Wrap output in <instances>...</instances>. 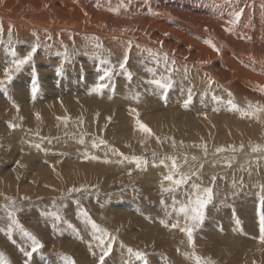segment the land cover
Listing matches in <instances>:
<instances>
[{"label":"rangeland","instance_id":"rangeland-1","mask_svg":"<svg viewBox=\"0 0 264 264\" xmlns=\"http://www.w3.org/2000/svg\"><path fill=\"white\" fill-rule=\"evenodd\" d=\"M52 37L53 35L51 34H47V35L34 34L33 36H29L30 39L26 37L27 40H25L20 35L13 34V33H9L7 38H5L4 36L0 34V54H2L0 55V70H1L0 79H3L4 77L3 69L6 66L10 65L14 58L26 55L27 54L26 51H30L32 46H34L37 43V38H38V41H40V45L42 46L41 48L37 49V53L34 57V63L32 65H25L24 68L21 70V72L14 74L13 81L10 84H6L7 92L5 93V91L2 88H0V97H1L0 98V181H1V178L5 175L3 173L10 170V167L12 168L15 165H20L19 158H20V155L24 152L26 153V155L21 160L26 159L28 163V164L26 163L25 165L24 172L22 173V177L20 176L17 180L13 179L14 182L11 185H7V183H5L7 185L5 186L4 185L5 179L1 181L2 183L0 182L1 184L0 186V254H2L0 255V264H3V261L5 260L9 261L10 264H24V261L28 258L24 255L23 252L20 251V248L24 247L29 251L31 250V243H30L31 241L25 238L18 229L14 228L12 231L8 230V225L11 223V221L7 216V211H13V210L16 211V216L19 219L20 223L24 226V228L30 231L33 235H35L44 245V247L40 249L38 252L33 253L30 264H67L66 260L64 259L65 256L71 257L72 259H74L76 264H98V257L100 255V249L96 247L97 242L95 241V238L93 236V229L91 228V225L85 224L84 219L80 215L81 208L87 210L91 219L94 220L98 225H100V227L106 229L108 233L116 237V240L113 244V251L110 254V256L105 258V264H127V261L129 260V254H127L128 248H132L134 251H141V252L146 253L149 264H185V263L186 264H191V263L197 264V261L195 259L196 256L201 257L202 261L205 262V264L209 260L214 262V264H221V263H225V264H264V245H263L264 241L260 239L258 232H257V237L252 236V238L250 239L257 241V243L261 242L260 245H255L251 240H249V242L253 244L254 247L252 248L246 247L243 249L242 248L239 249L237 256H235L236 252L229 253V249L232 247H235L234 248L235 251L236 250L238 251L236 247L239 246V243L241 246L244 245V242L242 241L243 239L241 237H245L244 236L246 234L245 232L250 233L251 230H253L252 229L253 227L255 231H257L256 230L257 227L258 229H260V224H259L260 212L264 211V208H262L260 204V197H261L260 186L264 185V154H262L263 156L260 155L262 151L264 152L263 150L264 143H261V142H264V133L262 134V136H259L257 134L249 135L253 140L252 139L248 140V138H246L244 139L245 141L244 140L241 141V142L244 141V143H246L245 146L247 145L249 149L251 148V150L253 149V146L255 147L256 145L263 144V145H260L262 150L258 151L259 154L257 155V158H253V157L251 158L247 154L244 156L245 158L244 157L237 158L238 155L235 156V153H232V152L223 153L222 151V153L221 152L219 153L218 151H214L213 152L214 155L208 158L209 161L207 160L203 161L200 158V160L198 159L199 161L196 159L195 161H198V162L195 163V161L194 162L190 161L189 160L190 158H189V159H186L188 163L184 162L186 163L184 164L183 160H180L182 159V157H179L181 152L180 153L178 152L180 149L184 151V149L186 148L185 145L187 146L188 142L185 139L177 136L176 133L179 134V132L176 131L177 129H172L173 131L171 132L170 130L165 129L164 127L166 123L164 121H162L160 124L161 125L160 129L162 131L154 128L153 122L156 118H154L153 116L146 117V115L148 114V112L149 113L151 112L152 106L158 107V103H159L160 105H162V109L160 108L161 110H164V108L166 110L167 108V111H171L172 113L173 110L178 111L180 109L181 111L185 113L188 112V114L192 115L191 118L193 116H196V114L199 115V113H202V114H204L205 112L206 113H216L217 111L222 112V113L223 112L225 113L227 111L228 113H230L229 116L231 115L233 116V114H237L236 115L237 118L246 119L248 121L256 119V117L254 118L252 116H242L240 114V111L238 110L233 111V109L231 108V105L228 104V101L231 99H229V97L228 98L225 97V95L223 94L224 92L223 93L218 92L220 94L219 95L218 93H216L217 91L211 92L209 90L208 91L203 90L200 94L196 95L197 94L196 89H199V88L194 85L190 86L188 83L189 80L187 79V77L180 76V78H178L180 79V82L177 83L175 80H177L176 77H178V75H180L181 73L190 74V73H186L185 71H177V72L172 71L170 75L172 77V80L176 82L177 84L174 83V86L168 90H162L160 88L158 89V86L151 83V81L155 77H156L155 79H159L161 78V76L167 77L169 73L166 68L164 69L161 67L159 69L157 68V66H153L151 64L143 65L142 63H140V61L147 63L146 57H148L149 55H144L145 57L143 56L141 57V55H137V54L133 55V53H131L132 54L131 55L129 53L132 52V50H130L128 55L131 56L130 58H132V61L129 58L127 69L128 71L133 73V76L131 79H128L127 76L124 75L121 72V70L118 68V64L119 62L122 61L123 56L117 52H113L112 50H110L107 47V45L106 46L103 45L100 42L102 40L101 38L97 36H93V35H86V37L81 39L80 41L81 43H84V42L85 44L87 43L86 45L84 44L85 45L84 46L81 43L75 44V43L67 42L65 44L63 43L62 39L57 40V37L54 36L53 37L54 39ZM66 37L67 39L73 38V36L65 35V38ZM88 37H89V40L87 39ZM94 38H98V39H94ZM103 39L105 40L104 37ZM21 40L22 41L25 40V41L22 42ZM96 43L102 45V47L97 48ZM55 45L56 47L60 45L59 47H61V49L59 47L56 48ZM13 51L17 53L16 57L13 56ZM70 52L73 54H71ZM68 54L69 56H67ZM79 54L81 56H79ZM115 54L119 56L120 58L117 57ZM114 58L116 59L119 58V59L116 60ZM102 60L110 61L112 65L117 66L116 74L112 77L111 80H108V79L104 81L98 80L99 79L98 76L103 74L102 72L103 67L107 66L106 64L101 63ZM144 67H145V71L143 70ZM61 68L63 69V71H60ZM33 69L35 70V75H34ZM147 69H155V72L148 71ZM169 69H172V68H169ZM25 72H28V73H25ZM31 72H33V74ZM84 73H87V74H84ZM88 73L91 74L92 76L89 75ZM73 74L74 75L76 74V75L73 76ZM20 76L23 78L21 79ZM41 76H43L44 78ZM76 76L79 77L80 80L78 81L79 82L81 81L83 85L81 84L82 91L74 93L73 90L69 88L65 89L66 88L65 82L66 81L71 82V83L75 82V80L74 81L67 80V78H72V77L75 78ZM96 78L97 80H95ZM30 79L31 81H29ZM34 79L37 80L39 84V91L37 92L38 94L37 93L35 94V96H33V93L31 92ZM60 79H62L63 81H61ZM213 81L214 83L218 84L216 80H213ZM97 82L104 83L107 85V87L103 88L100 92L92 91L94 86L98 84ZM132 83L134 85H138V87L134 86ZM214 83L212 84L214 85ZM212 84L211 85L208 84L209 86L208 85L207 86L212 87L213 86ZM28 86L29 88L30 87L31 88L29 89ZM52 86H54V88ZM139 86L141 87L144 93H141L142 90L140 89ZM178 86L180 87L178 88ZM44 87L47 89H45ZM50 87H52V89L54 90V91L51 90V93L47 92V90ZM126 88L128 91L126 90ZM85 91L87 93L89 92L88 95H92V93L93 95L88 97L87 93L84 94ZM122 91L124 92L122 93ZM15 92L16 93L18 92L17 95H15L16 94ZM126 92H130L129 93L130 95L127 94ZM145 92L147 93L145 94ZM205 92H207L208 95H205L204 94ZM213 93L216 94L215 97H219L220 99H215L212 95ZM135 94L139 95V99H140L139 101L138 100L136 101V99L133 98ZM180 94H186L187 98H185V100L183 101L178 102L173 97H176L178 95L180 96ZM121 95L126 96V97H122ZM189 95L191 96V102L188 104L187 107H185V101L188 99ZM18 96H20V100H17ZM79 96L83 97L81 98L83 100L87 98L95 99L99 97L100 100L99 98L97 99L100 102H105V103L111 102L112 104L113 103L114 104L112 106L106 104L105 108H102V106L99 105L98 107L100 108L101 111H96L92 113L91 104L89 105V103H92L90 102V100L84 101L87 104H85L83 101L80 102L81 107H80V104L78 103L79 108L78 107L76 108L74 106L77 104V103H74V99H80ZM166 96L167 98L168 97L169 98L171 97V98L167 99ZM90 97H93V98H90ZM222 97H224L225 99L224 98L221 99ZM116 98L118 99L119 103L117 102ZM196 98H199V99H196ZM123 99L124 100L128 99V100L124 101ZM142 99L143 101H141ZM129 100L130 101L132 100L131 101L132 103ZM211 101L213 103H211ZM232 101L234 104L238 105L237 99L233 98ZM129 102L131 103L130 105L128 104ZM138 102L140 105L138 104ZM170 102L172 103L170 104ZM174 102L175 104H173ZM206 102H207V105H206ZM217 102H221V104ZM58 103H61V105L65 106L63 108L65 110V114H64L65 116L58 112V109H57L58 107L55 106ZM33 105H36L37 107L36 106L34 107ZM122 105L128 107L127 108L128 110ZM214 105H217V106H214ZM17 106H19L18 109H17ZM48 106H50L51 109ZM132 106H135V107H132ZM139 106L141 108H139ZM181 107L184 110H182ZM10 108L11 109L14 108L15 111L10 112ZM46 108L47 109L49 108L48 112L50 113L47 112ZM129 108L136 109L139 113V116L137 117V115L133 113ZM239 108L246 109L247 105H243V106L239 105ZM110 110H112V112ZM35 111H37V113ZM113 111L115 112L113 113ZM47 113L49 115H47ZM104 113L105 114L107 113V114L105 115ZM171 113L169 112L168 116ZM18 114L21 116H19ZM238 116H242V117H238ZM137 119H139L142 123L146 124L151 129V132H152L151 135L142 132V130L137 125ZM41 121L43 123H41ZM120 121L123 123L122 126H121ZM117 122L118 124H116ZM12 124L17 125L16 129L10 126ZM208 127L209 126H206V128ZM45 128L48 130L46 131ZM215 129L211 136L209 135L208 137L206 134L202 136L203 139H201L200 140L201 142H198L197 144V146H200V144H203L202 145L203 149L201 148V150H205L204 147L209 148L210 146L213 149H219L221 147L220 149L227 148V149L233 150L234 148H236L235 140H233V142L229 140V143L227 144L226 143L220 144V142H215L214 141L215 139H213L214 137L216 138L217 135H219L221 132H222L221 133L222 135L223 132L227 131V130L224 131L220 126H217ZM156 132H158L157 135H156ZM79 138H82L84 140V143H80L81 139L79 140ZM99 138L104 139L107 142V144L101 145L99 148H94L92 146V143L94 139L98 142ZM205 139L208 141L206 142ZM177 143H179L180 148L177 146ZM218 143L220 146H217ZM37 144L40 145V148L35 147V145ZM69 149H71V151L75 150L72 152H77V153L75 155H72L69 153L68 155V152H71ZM112 149H116L117 151L114 152ZM237 150H236L237 152H240L242 150V147H240ZM28 151H31L32 153L34 152L33 153L34 155ZM121 153L123 155H121ZM81 154L83 156H81ZM168 154L169 155L172 154V155L168 157ZM174 154L178 155L179 158L174 156ZM86 155H87L86 158H82ZM50 156H52V158ZM233 156H235L236 158L235 161L231 160L234 158ZM93 157H97V158L94 159ZM125 157H128L129 159H125ZM132 157H141L143 158V160L147 161V164H141L140 167H137L136 160L131 159ZM172 158H175L177 165L180 166L178 168L179 172L177 171L176 173V178H179L180 174H186V175L191 176V180L187 184L180 185L173 192H162L161 191L162 184L165 187H168L171 184V182L164 180V177L168 175L170 171ZM73 160L74 162L76 160V163H79L77 165H80L83 167L90 166L89 167L90 169L85 170L86 172H83V171L79 172L81 174L75 173L71 175V177H69L66 172L69 166L72 165L71 162ZM162 160L164 161L163 164L160 163V161ZM221 160H225V161H221ZM253 160H255L256 162L253 163ZM6 161H8L9 163ZM179 161H182V162H179ZM236 162L239 163L238 164L239 166L238 165L236 166L235 164ZM183 164H184L185 169L182 168ZM206 164H209V165L206 167ZM195 165H196V169H195ZM240 165H243L244 168L243 166L241 167ZM22 166L24 167V165ZM44 167H46V169H44ZM48 167H50V169L48 170H52L54 168V170L59 173V175H56V176H59V179H60L59 181L52 182V180L56 178V177H53L50 179L51 183L50 184L47 183V179L45 180V178H46V173L48 172L47 170ZM61 167L63 169H61ZM94 167H97V168H94ZM100 167L106 168V169H103L104 170L103 171L101 170L102 168ZM59 169H61V171ZM206 169L207 170L209 169V171H207ZM40 170H42L43 172H40ZM32 171L33 172L35 171L34 172L35 175H33ZM96 171L98 173H96ZM110 173L111 175H109ZM193 173H196V174L193 175ZM31 177H32V180H31ZM213 177H215L214 184L212 183ZM193 183L199 184L202 187H213V193H214V199H213L214 201L212 202V204L208 206L206 210V218L203 224L200 225L196 229L195 231L196 234L194 233L195 247H193L192 245H189L187 235H184L183 232L181 233L178 232L179 235H181L182 233L184 235L185 240H183L184 241L183 244L181 243L182 245L175 247L173 250L166 249V248H163L161 250H148L146 249V247L142 249L143 247H139V246H142L141 245L142 241L140 240H142V237H143V236L139 237L140 232L138 234H135L134 232H130L129 237L123 233L125 231L123 224L122 223L118 224L117 222L123 214H127V213H129L127 214V216L129 217L126 216L128 219L131 216L130 214L132 215L134 214L135 217L137 215L136 218L139 217L138 219L140 221L147 224L149 227H153L154 229L157 228L156 226H154L155 224H157L160 227V229L162 227V228H167L169 230L180 231L179 229L172 228L171 224L176 222L178 218L181 220V223H183L182 214L178 215L177 212H174L172 210L171 206L174 202V199L176 202H187L190 198H192L195 192V190L192 189L191 187ZM54 184H57V185H54ZM73 188L80 189V191L71 192V194H69V190ZM154 188L156 189L154 190ZM25 197H27V199H25ZM13 200L15 201L14 207H10L9 209L6 210L3 206L12 205ZM76 200L80 201L79 205L76 204ZM161 201H163V203H161ZM122 204H124L123 207L121 206ZM166 205H167V208L165 207ZM178 207H179V203H177V208ZM134 210L135 211L138 210V211L135 212ZM121 211H124V212L120 216L119 212ZM140 211H143L144 214L143 212H140ZM52 212H58L59 215L61 216V219L57 220L55 217L51 215H45V213H52ZM152 212H154L155 214L153 215ZM145 213L147 214V216ZM168 213H171V215H169ZM138 215H141L142 217ZM124 216L125 215H123L122 218H125ZM148 217H149V220L147 219ZM237 220L239 221V223H237ZM250 220H253L251 221L253 222L252 224L253 227L250 226L251 225ZM120 221L123 222L122 219ZM130 222L131 221L129 219L128 225L131 224ZM153 223L155 224L153 225ZM69 224H71L73 227L70 228ZM166 224L167 226H165ZM206 226H208V230L207 228H205ZM234 226L236 227V229L232 231V233L233 235L238 234L237 236L234 237L235 240L232 239L230 241V245H226V246L225 244L222 245V247L224 246L225 248L218 250V258H217L218 261L217 262L212 258L210 259L209 255L214 256L215 253L212 250H211V253H209L207 252L205 248L207 247L209 249H212L211 247H215L216 245H218L219 239L216 235H220V233H222L221 235H223L224 232L232 234L230 229H233ZM204 230L208 232H205ZM71 231H73L74 233L76 231L75 235ZM259 232L262 233L261 229L259 230ZM79 233L81 234V236ZM149 233L150 232H146V234H149ZM242 233H245V234L242 235ZM172 234L174 233H170L169 236L166 235L168 236L169 240L170 238L171 240L179 239V236L177 233H175V235H177V238L174 237ZM207 234L211 236L208 237ZM149 235L154 240L158 238V236L155 235L154 233H150ZM237 238H241V239H237ZM57 240L60 242H58ZM125 241H127L128 243H126ZM133 241L137 242L136 246L138 247L135 248L133 246L134 245ZM186 242L188 244H186ZM90 243L92 244L91 249L89 248ZM131 243L133 245H131ZM58 245H60L61 248ZM71 245L73 246L76 254H73L70 250L67 249ZM62 248H65V250ZM178 249L180 251H178ZM93 252L95 253V255H93ZM132 259H133V264H142V261L136 260L134 257Z\"/></svg>","mask_w":264,"mask_h":264},{"label":"bare ground","instance_id":"bare-ground-1","mask_svg":"<svg viewBox=\"0 0 264 264\" xmlns=\"http://www.w3.org/2000/svg\"><path fill=\"white\" fill-rule=\"evenodd\" d=\"M243 10V14L240 18L239 23L235 26L234 31L228 32L226 31V27L229 25L227 21L232 18V13L235 11ZM0 27H2L3 31L0 32L2 36L5 38L8 37L9 33L20 35L25 40L26 37L33 36L34 34L38 35H47L51 34L53 37H57V40L62 39L63 43H81V39L85 38L86 35H93L101 38L100 41L103 45H107V47L112 50L113 52H117L124 55L125 49L127 48L128 41L132 42V47L129 54L133 53V55H141V57H145L144 55H149L146 57L147 63L140 61V63L144 64H151L153 66H157V68H169L176 69L173 72L177 71H185L186 73L190 74H183L181 73L176 77L175 80L177 83L180 82V76L187 77L189 80V85H194L198 87L197 94H200L203 90H209L211 92L217 91L216 93H223L225 97H229V99L233 100V98L237 99L238 106L247 105L249 102L253 104L259 102L260 104H264V92L260 91V86H264V0H0ZM167 33V35H165ZM66 36H73L71 39H67ZM25 36V37H23ZM49 36V35H48ZM52 37V38H53ZM60 37V38H59ZM105 38V40L103 39ZM34 38V37H33ZM32 38V39H33ZM70 38V37H69ZM30 39V38H29ZM41 39V38H40ZM54 39V38H53ZM89 40V37L87 38ZM211 39L213 43H215L221 51L217 53L209 44L205 43L206 40ZM24 40V41H25ZM34 40V39H33ZM51 40V39H50ZM56 40V41H57ZM91 40V39H90ZM22 41V40H21ZM22 41V42H24ZM32 41V40H31ZM35 41V40H34ZM47 41V40H46ZM87 41V40H86ZM93 41V40H92ZM96 41V40H95ZM27 42V41H26ZM29 42V41H28ZM33 42V41H32ZM48 42V41H47ZM84 42V41H82ZM88 42V41H87ZM40 43V41H39ZM49 43V42H48ZM54 43V42H53ZM89 43V42H88ZM95 43V42H94ZM93 43V44H94ZM30 44V43H29ZM34 44V43H33ZM60 44V43H59ZM81 44H85L81 43ZM80 44V45H81ZM87 44V43H86ZM85 44V45H86ZM13 45V44H12ZM48 45V44H47ZM57 45V44H56ZM55 45V47H56ZM84 45V46H85ZM92 45V44H91ZM97 45V43H96ZM60 46V45H59ZM58 46V47H59ZM72 46V45H70ZM76 46V45H75ZM74 46V47H75ZM78 46V45H77ZM82 46V45H81ZM104 46V47H105ZM33 47V46H32ZM42 47V46H41ZM40 47V48H41ZM50 47V46H49ZM56 47V48H58ZM64 47V46H63ZM68 47V46H67ZM80 47V46H79ZM88 47V46H87ZM91 47V46H90ZM20 48V47H19ZM61 49V47H59ZM69 48V47H68ZM76 48V47H75ZM86 48V47H85ZM92 48V47H91ZM4 49V48H3ZM51 49V48H50ZM65 49V48H64ZM71 49V48H70ZM79 49V48H78ZM87 49V48H86ZM85 49V50H86ZM89 49V48H88ZM106 49V48H105ZM108 49V50H109ZM148 49L154 50L155 52L160 53V63L157 64L156 61L152 58L151 54ZM66 50V49H65ZM64 50V52H65ZM107 50V49H106ZM76 51V50H74ZM83 51V49H82ZM28 52V51H26ZM25 52V53H26ZM59 52V51H58ZM69 52V51H68ZM67 52V53H68ZM79 52V51H78ZM71 53V52H70ZM98 53V52H97ZM167 53L169 60L167 65L163 60V54ZM17 54V53H16ZM62 54V53H61ZM73 54V53H71ZM2 55V54H0ZM38 55V54H37ZM55 55V54H54ZM116 55V54H115ZM132 55V54H131ZM41 56V55H40ZM52 56V55H51ZM69 56V54L67 55ZM72 56V55H70ZM76 56V55H75ZM79 56H81L79 54ZM78 56V57H79ZM117 56V55H116ZM77 57V56H76ZM119 57V56H117ZM131 56L129 55V58ZM42 58V57H41ZM56 58V57H55ZM120 58V57H119ZM117 58V59H119ZM4 59V58H3ZM80 59V58H79ZM116 59V58H114ZM116 59V60H117ZM122 59V58H121ZM132 61V58H130ZM141 59V58H140ZM144 59V58H143ZM45 60V59H44ZM43 60V61H44ZM63 60V59H62ZM85 60V59H84ZM115 60V61H116ZM175 61V64L172 61ZM76 61V60H75ZM79 61V60H78ZM119 61V60H118ZM45 62V61H44ZM146 62V61H145ZM42 63V62H41ZM77 63V62H76ZM139 63V62H137ZM164 63V64H163ZM91 65V64H89ZM136 65V64H135ZM142 65V66H143ZM150 65V66H151ZM72 66V65H71ZM99 66V65H98ZM7 67V66H6ZM140 67V66H138ZM152 67V66H151ZM35 68V67H33ZM147 68V67H146ZM143 69V68H142ZM80 70V69H79ZM145 71V67L143 69ZM148 70V69H147ZM1 71V70H0ZM43 71V70H42ZM142 71V72H144ZM159 71V70H158ZM139 72V71H138ZM28 73V72H25ZM33 74V72H31ZM81 73V72H80ZM93 73V72H92ZM169 73V72H168ZM24 74V73H23ZM87 74V73H84ZM89 74V73H88ZM96 74V72H95ZM37 75V74H36ZM76 75V74H75ZM73 74V76H75ZM81 75V74H80ZM91 75V74H89ZM94 75V74H93ZM100 75V74H99ZM142 75V73H141ZM144 75V74H143ZM150 75V74H149ZM148 75V76H149ZM58 76V75H57ZM65 76V75H64ZM69 76V75H68ZM86 76V75H85ZM83 76V77H85ZM92 76V75H91ZM152 76V75H151ZM159 76V75H158ZM18 77V76H17ZM29 77V76H28ZM31 77V76H30ZM33 77V76H32ZM43 77V76H41ZM56 77V76H55ZM70 77V76H69ZM99 77V76H98ZM142 77V76H141ZM146 77V75H145ZM162 77V76H161ZM22 79L23 77L20 76ZM35 78V77H34ZM37 78V77H36ZM44 78V77H43ZM66 78V77H65ZM156 78V77H155ZM154 78V79H155ZM58 79V78H57ZM87 79V78H86ZM119 79V78H118ZM148 79V78H147ZM18 80V79H17ZM16 80V81H17ZM35 80V79H34ZM63 81L62 79H60ZM67 80H75V82L71 83L66 81L65 82V89L69 88L73 90L74 93L82 91V82L78 76L75 78H67ZM77 80V81H76ZM94 80V79H93ZM97 80V78L95 79ZM99 80V79H98ZM185 80V79H184ZM209 80H216L218 84L214 83L212 87H208L210 84L208 83ZM22 81V80H20ZM31 81V79L29 80ZM187 81V80H186ZM215 81V82H216ZM100 82V81H99ZM135 82V81H134ZM174 82V83H176ZM16 83V82H15ZM18 83V82H17ZM29 83V82H28ZM98 83V82H97ZM176 83V84H177ZM32 84V83H31ZM30 84V86H31ZM51 84V83H50ZM49 84V85H50ZM82 84V85H81ZM96 84V83H94ZM133 84V83H132ZM209 84V85H208ZM23 85V84H22ZM27 85V84H26ZM24 85V86H26ZM122 85V84H120ZM134 85V84H133ZM179 85V84H178ZM181 85V84H180ZM183 85V84H182ZM208 85V86H207ZM137 86L138 85H134ZM22 87V86H21ZM54 88V86H52ZM52 87H50L47 92L51 93ZM71 87V88H70ZM140 87V86H139ZM180 86H178L179 88ZM27 88V87H26ZM29 88V86H28ZM27 88V89H28ZM31 88V87H30ZM29 88V89H30ZM45 88V87H44ZM122 88V87H121ZM147 88V87H146ZM177 88V89H178ZM28 89V90H29ZM47 89V88H45ZM124 89V88H123ZM122 89V90H123ZM141 89V87H140ZM159 89V87H158ZM23 90V89H22ZM21 90V91H22ZM127 90V88H126ZM142 90V89H141ZM174 90V89H173ZM195 90V91H196ZM54 91V90H53ZM87 91V90H86ZM84 92L87 93V92ZM121 91V90H120ZM125 91V90H124ZM122 91V93L124 92ZM128 91V90H127ZM158 91V90H157ZM161 91V90H159ZM179 91V90H178ZM181 91V90H180ZM222 91V92H221ZM24 92V91H23ZM32 92V91H31ZM44 92V91H43ZM16 93V92H15ZM18 93V92H17ZM17 93L15 95H17ZM21 93V92H20ZM129 94L130 92H126ZM134 93V92H133ZM137 93V92H136ZM141 93H144L143 90ZM147 92H145L146 94ZM159 93V92H158ZM186 93V92H185ZM195 93V92H194ZM218 93V94H219ZM231 93V95H229ZM24 94V93H23ZM38 94V93H37ZM79 94V93H78ZM87 96H92L88 95ZM132 94V93H131ZM174 94V93H173ZM187 94V93H186ZM186 94H180V96L173 97L175 100L183 101L187 98ZM25 95V94H24ZM47 95V94H46ZM45 95V96H46ZM52 95V94H51ZM112 95V94H111ZM130 95V94H129ZM136 95V94H135ZM134 95V96H135ZM172 95V94H171ZM216 95V94H215ZM220 95V94H219ZM14 96V95H13ZM21 96V95H20ZM20 96H18L17 100H20ZM23 96V95H22ZM28 96V95H27ZM34 96V95H33ZM50 96V95H48ZM84 96V95H83ZM86 96V95H85ZM110 96V95H109ZM122 97H126L121 95ZM147 96V95H146ZM169 96V94H168ZM26 97V96H25ZM76 97V96H75ZM80 97V96H79ZM117 97V96H116ZM221 97V96H220ZM1 98V97H0ZM38 98V97H37ZM78 98V96H77ZM74 99V105L76 108L78 107V103L90 100L89 105L91 104V111H101L98 107L99 105L102 108H105V105H113L111 102L105 103L98 101L97 98L95 99ZM93 98V97H90ZM115 98V97H114ZM131 98V97H130ZM129 98V99H130ZM161 98V97H160ZM165 98V96H164ZM167 98V96H166ZM171 98V97H170ZM169 97L167 99H170ZM177 98V99H176ZM202 98V97H201ZM222 97L221 99H223ZM16 99V98H15ZM27 99V98H25ZM33 99V97H32ZM40 99V98H39ZM117 99V98H116ZM121 99V98H120ZM199 99V98H196ZM214 99V98H213ZM225 99V98H224ZM67 100V99H66ZM69 100V99H68ZM79 100V101H78ZM100 100V98H99ZM115 100V99H114ZM124 100V99H123ZM122 100V101H123ZM128 100V99H125ZM124 100V101H125ZM134 100V99H133ZM140 100V99H139ZM138 100V101H139ZM147 100V99H146ZM211 100V98H210ZM53 101V100H52ZM64 101V100H62ZM61 101V103H62ZM130 101V100H129ZM132 101V100H131ZM130 101V102H131ZM137 101V100H136ZM143 101V99L141 100ZM145 101V100H144ZM176 101V102H177ZM115 102V101H114ZM117 102L119 103L118 99ZM128 103L129 105L132 103ZM166 102V101H165ZM177 102V103H178ZM216 102V101H215ZM226 102V100H225ZM224 102V104H225ZM31 103V102H30ZM34 103V102H33ZM61 103L56 104L58 108V112L61 114H65V110L63 109L65 106L61 105ZM87 104L86 102H84ZM83 103V104H84ZM125 103V102H124ZM136 103V102H135ZM142 103V102H141ZM147 103V102H146ZM155 103V102H154ZM169 103V102H168ZM172 102H170L171 104ZM211 103H213L211 101ZM220 103L221 102H217ZM70 104V103H69ZM116 104V103H115ZM123 104V103H121ZM139 104V102H138ZM175 104V102L173 103ZM31 105V104H30ZM125 105V104H123ZM122 105V106H123ZM134 105V104H133ZM140 105V104H139ZM151 105V104H150ZM166 105V104H165ZM169 105V104H168ZM207 105V102H206ZM211 105V104H210ZM218 105V104H217ZM214 105V106H217ZM227 105V104H226ZM34 107L36 105H33ZM54 106V107H55ZM70 106V105H69ZM119 106V105H118ZM117 106V107H118ZM143 106V105H142ZM164 106V105H163ZM170 106V105H169ZM182 106V105H180ZM179 106V107H180ZM195 106V105H194ZM5 107V106H4ZM37 107V106H36ZM50 108V106H48ZM109 107V106H108ZM116 107V108H117ZM121 107V106H120ZM126 109L128 107L123 106ZM135 107V106H132ZM159 107V108H158ZM158 107L151 108V112L146 115V117L153 116L156 118L153 122L154 128L161 130V122L164 121L166 123L165 129L173 131L172 129H177L176 133L178 137L185 139L187 142V146L185 145L184 151L182 149L179 150L180 153L179 157H182L183 163L186 162V159L190 161H195L196 159L200 160V158L204 160H208V158L213 154L214 151H218V149H213L210 145L209 148L204 147L203 144L197 146L198 142L203 139L202 136L205 134L209 137L214 132V129L217 126H220L225 132L221 135H217L215 142L222 143H229V140L233 142L235 140L236 148L232 149H223V153L225 152H232L235 153L237 158L244 157L246 154L249 157L257 158L258 152H253L251 148L249 149L248 146L244 143V139L248 138V140L252 139L249 135L257 134L262 136L264 133V113H259L258 118L248 121L246 119L237 118V114H233V116H229L230 113L225 112H216V113H199L196 116L185 113L180 109L178 111H167L162 109V105L158 103ZM168 107V106H167ZM173 107V105H172ZM177 107V106H176ZM229 107V106H228ZM3 108V107H2ZM16 108V107H15ZM49 108L47 112L49 111ZM68 108V107H67ZM70 108V107H69ZM79 108V107H78ZM119 108V107H118ZM124 108V109H125ZM138 108V107H137ZM139 108H141L139 106ZM161 108V109H160ZM178 108V107H177ZM197 108V107H196ZM207 108V106H206ZM218 108V107H217ZM225 108V107H224ZM7 109V108H6ZM43 109V108H42ZM51 109V108H50ZM54 109V108H53ZM130 109V108H129ZM132 109V108H131ZM130 109V110H131ZM145 109V108H143ZM173 109V108H172ZM170 109V110H172ZM175 109V108H174ZM182 109V107H181ZM187 109V108H186ZM215 109V108H214ZM213 109V110H214ZM229 109V108H228ZM226 109V110H228ZM128 110V109H127ZM169 110V108H168ZM184 110V109H182ZM212 110V109H211ZM219 110V109H218ZM9 111V109H8ZM7 111V112H8ZM14 108H10V112H14ZM52 111V110H50ZM54 111V110H53ZM56 111V110H55ZM112 112V110H110ZM109 111V112H110ZM141 111V110H140ZM146 111V110H145ZM180 111V112H179ZM210 111V110H209ZM223 111V110H222ZM233 111H235L233 109ZM4 112V111H3ZM6 112V111H5ZM37 113V111H35ZM72 112V111H71ZM70 112V113H71ZM115 111H113L114 113ZM169 112L171 113L169 116ZM21 113V112H20ZM32 113V112H31ZM50 113V112H48ZM47 113V115H49ZM55 113V112H53ZM67 113V112H66ZM79 113V112H78ZM112 113V115H113ZM235 113V112H234ZM7 114V113H6ZM28 114V113H27ZM52 114V113H51ZM105 114V113H104ZM107 114V113H106ZM105 114V115H106ZM19 115V114H18ZM29 115V114H28ZM33 115V114H32ZM71 115V114H70ZM80 115V114H79ZM195 115V114H194ZM21 116V115H19ZM35 116V114H34ZM54 116V115H53ZM56 116V115H55ZM65 116V115H64ZM63 116V117H64ZM67 116V115H66ZM199 116V117H198ZM242 117V116H238ZM12 118V117H11ZM29 118V117H28ZM84 118V117H83ZM82 118V119H83ZM105 118V117H104ZM158 118V119H157ZM249 118V117H248ZM255 118V117H254ZM30 119V118H29ZM38 119V118H37ZM41 119V118H40ZM51 119V118H50ZM49 119V120H50ZM126 119V118H125ZM150 119V118H149ZM52 120V119H51ZM54 120V118H53ZM80 120V119H79ZM100 120V119H99ZM199 120V121H198ZM7 121V120H6ZM40 121V120H39ZM32 122V120H31ZM53 122V121H52ZM61 122V121H60ZM90 122V121H89ZM94 122V121H93ZM101 122V121H100ZM41 123H43L41 121ZM45 123V122H44ZM48 123V122H47ZM121 126L123 123L120 121ZM33 124V123H32ZM51 124V123H50ZM84 124V123H83ZM93 124V123H92ZM118 124V122L116 123ZM8 125V124H7ZM49 125V124H48ZM47 125V126H48ZM58 125V124H57ZM51 126V125H50ZM70 126V125H69ZM118 126V125H117ZM206 126H209L206 128ZM68 127V126H67ZM71 127V126H70ZM74 127V126H73ZM100 127V126H99ZM131 127V126H130ZM49 128V127H48ZM72 128V127H71ZM70 128V129H71ZM81 128V127H80ZM125 128V127H124ZM16 129V128H15ZM46 129V128H45ZM75 129V128H74ZM117 129V128H116ZM48 129H46L47 131ZM84 130V129H82ZM86 130V129H85ZM130 130V128H129ZM153 130V129H152ZM218 130V128H217ZM10 131V130H9ZM14 131V130H13ZM101 131V130H100ZM111 131V130H109ZM119 131V130H118ZM126 131V129H125ZM128 131V130H127ZM162 131V130H161ZM216 131V129H215ZM32 132V131H31ZM95 132V131H94ZM143 132V131H142ZM159 132V131H158ZM156 132V135L157 133ZM164 132V131H163ZM20 133V132H19ZM128 133V132H127ZM145 133V132H144ZM162 133V132H161ZM13 134V133H12ZM15 134V133H14ZM37 134V133H36ZM100 134V133H99ZM123 134V133H122ZM163 134V133H162ZM16 135V134H15ZM50 135V134H48ZM53 135V133H52ZM61 135V134H60ZM68 135V134H67ZM136 135V134H135ZM172 135V134H171ZM22 136V135H21ZM258 136V137H259ZM230 137V138H229ZM20 138V137H19ZM262 138V137H261ZM41 139V138H40ZM49 139V138H48ZM61 139V138H60ZM81 138H79L80 140ZM212 139V137H211ZM210 139V140H211ZM18 140V139H17ZM95 140V139H94ZM206 140V139H205ZM244 140L243 142H241ZM253 140V139H252ZM259 140V139H258ZM262 140V139H261ZM260 140V141H261ZM52 141V140H51ZM178 141V140H177ZM208 140H206L207 142ZM213 141V142H214ZM247 141V140H246ZM92 142V141H91ZM185 142V141H184ZM211 142V141H210ZM241 142V143H240ZM10 143V142H9ZM60 143V142H59ZM64 143V142H63ZM88 143V142H87ZM119 143V142H118ZM212 143V142H211ZM264 143V142H261ZM47 144V143H46ZM182 144V143H181ZM185 144V143H184ZM215 144V143H213ZM84 145V144H83ZM225 145V144H224ZM223 145V146H224ZM229 145V144H228ZM251 145V144H250ZM263 145V144H260ZM2 146V144H1ZM16 146V145H15ZM73 146V145H72ZM176 146V145H175ZM177 146L180 148L179 143ZM182 146V145H181ZM217 146H220L219 143ZM241 146L242 150L237 152ZM21 147V146H20ZM25 147V146H24ZM79 147V146H78ZM177 147V149H178ZM252 147V146H251ZM254 147V146H253ZM50 148V147H49ZM107 148V147H106ZM171 148V147H170ZM176 148V147H175ZM184 148V147H183ZM219 148V147H217ZM221 148V147H220ZM219 148V149H220ZM2 149V148H1ZM52 149V148H51ZM81 149V148H80ZM88 149V148H87ZM105 149V148H104ZM34 150V149H33ZM71 151V149H69ZM90 150V149H89ZM237 150V151H236ZM264 150V149H263ZM5 151V150H4ZM20 151V150H19ZM22 151V150H21ZM41 151V150H40ZM47 151V150H46ZM61 151V150H60ZM75 151V150H72ZM68 152L75 155L77 152ZM31 152V151H28ZM39 152V151H38ZM79 152V151H78ZM219 153L222 151H218ZM248 152V153H247ZM14 153V151H13ZM34 153V152H33ZM31 152V154H33ZM83 153V152H82ZM104 153V152H103ZM185 153V154H184ZM21 154V153H20ZM67 154V153H66ZM111 154V153H110ZM264 152L260 153L263 156ZM19 155V154H18ZM26 153H22L19 158V164L15 165L14 167H10V170L6 171L1 181H4V185H11L14 180H17L20 176L22 177V173L24 172L25 165L27 163L26 159L21 160L25 157ZM34 155V154H33ZM41 155V154H40ZM65 155V154H64ZM79 155V154H78ZM77 155V156H78ZM172 155V154H171ZM168 154V157L171 156ZM206 155V156H205ZM218 155V154H217ZM71 156V155H70ZM81 156H83L81 154ZM101 156V155H100ZM112 156V155H111ZM177 158L178 155H175ZM173 156V157H174ZM208 156V157H207ZM231 159L235 161L236 158ZM17 157V156H16ZM42 157V156H41ZM44 157V156H43ZM52 158V156H50ZM75 157V156H74ZM80 157V156H79ZM86 156L82 158H86ZM90 157V156H89ZM110 157V156H109ZM185 157V158H184ZM29 158V157H28ZM71 158V157H70ZM69 158V159H70ZM81 158V157H80ZM92 158V156H91ZM171 158V157H170ZM176 158V159H177ZM232 158V157H231ZM245 158V157H244ZM259 158V157H258ZM262 158V157H261ZM32 159V157H31ZM216 159V158H215ZM229 159V157H228ZM14 160V159H13ZM16 160V159H15ZM36 160V159H35ZM57 160V159H56ZM72 160V159H71ZM89 160V158H88ZM94 160V159H93ZM179 160V159H178ZM198 160V161H199ZM18 161V160H17ZM37 161V160H36ZM50 161V160H49ZM53 161V160H52ZM67 161V160H66ZM82 161V160H80ZM78 161V162H80ZM95 161V160H94ZM198 161H195L198 162ZM201 161V162H203ZM217 161V160H216ZM225 161V160H221ZM249 161V160H248ZM258 161V160H257ZM260 161V160H259ZM8 162V161H6ZM47 162V161H46ZM91 162V160H90ZM116 162V161H115ZM182 162V161H179ZM212 162V161H210ZM214 162V161H213ZM230 162V161H229ZM243 162V161H242ZM256 162L253 160V163ZM9 163V162H8ZM14 163V162H13ZM69 163V162H68ZM72 165L69 166L67 170V175L71 177L73 174H77L79 172H86L85 170H89L90 166H80L77 165L76 160L71 162ZM76 163V164H75ZM85 163V162H84ZM94 163V162H92ZM184 163V164H186ZM215 163V162H214ZM246 163V162H245ZM262 163V162H261ZM28 164V163H27ZM58 164V163H57ZM82 164V163H81ZM97 164V163H96ZM95 164V165H96ZM132 164V163H131ZM184 164L182 165L184 168ZM198 164V163H197ZM236 166L239 164L238 162L235 163ZM242 164V163H240ZM252 164V163H251ZM3 165V164H2ZM24 165V167L22 166ZM46 165V164H45ZM50 165V164H48ZM70 165V164H69ZM83 165V164H82ZM85 165V164H84ZM90 165V164H89ZM193 165V164H192ZM191 165V166H192ZM199 165V164H198ZM209 164H206V167ZM212 165V164H211ZM234 165V164H233ZM259 165V164H258ZM10 166V164H9ZM29 166V165H28ZM33 166V165H32ZM31 166V167H32ZM36 166V164H35ZM44 166V165H43ZM42 166V168H43ZM187 166V165H186ZM239 166V165H238ZM241 167L243 165H240ZM249 166V165H248ZM260 166V165H259ZM263 166V165H262ZM63 167V166H62ZM61 167V169H63ZM88 167V168H86ZM103 167V166H102ZM100 167V168H102ZM180 167V166H179ZM53 168V167H52ZM97 168V167H94ZM122 168V167H121ZM181 168V169H182ZM212 168V166H211ZM244 168V166H243ZM250 168V167H249ZM255 168V167H254ZM7 169V168H6ZM34 169V168H33ZM39 169V168H38ZM37 169V170H38ZM46 169V167H44ZM50 167L47 168V170ZM61 169H59L61 171ZM84 169V170H83ZM106 169L102 168L101 170ZM185 169V168H184ZM196 169V165H195ZM241 169V168H240ZM36 170V172H37ZM183 170V169H182ZM207 170V169H206ZM211 170V169H210ZM244 170V169H243ZM250 170V169H248ZM104 171V170H103ZM209 171V169L207 170ZM33 172V171H32ZM35 172V171H34ZM33 172V175H35ZM40 172H43L40 170ZM101 172V171H100ZM107 172V171H106ZM179 172V171H178ZM205 172V171H204ZM229 172V171H228ZM96 173H98L96 171ZM102 173V172H101ZM100 173V174H101ZM105 173V172H104ZM206 173V172H205ZM204 173V174H205ZM227 173V172H226ZM242 173V172H241ZM28 174V173H27ZM26 174V175H27ZM62 174V173H61ZM81 174V173H79ZM169 174V173H168ZM196 174V173H195ZM59 173L54 170H48L46 173L47 183H51V178L56 177L52 182L59 181ZM111 175V173L109 174ZM124 175V174H123ZM201 175V174H199ZM235 175V174H234ZM39 176V175H37ZM41 176V175H40ZM254 176V175H253ZM34 177V176H32ZM31 177V180H32ZM64 177V176H63ZM95 177V176H94ZM141 177V176H140ZM263 177V176H262ZM42 178V177H41ZM113 178V177H112ZM260 178V177H259ZM153 179V178H152ZM197 179V178H195ZM261 179V178H260ZM29 180V179H28ZM34 180V179H33ZM36 180V179H35ZM108 180V179H107ZM117 180V179H116ZM121 180V179H120ZM223 180V179H222ZM246 180V179H245ZM256 180V179H255ZM0 181V182H1ZM19 181V180H18ZM257 181V180H256ZM83 182V181H82ZM116 182V181H115ZM217 182V181H216ZM230 182V181H229ZM237 182V181H236ZM240 182V181H239ZM2 183V182H1ZM7 183V185L5 184ZM17 183V182H16ZM78 183V182H77ZM88 183V182H87ZM99 183V182H98ZM122 183V181H121ZM124 183V182H123ZM157 183V182H156ZM257 183V182H256ZM15 184V183H14ZM227 184V183H226ZM225 184V185H226ZM258 184V183H257ZM262 184V183H261ZM17 185V184H16ZM46 185V184H45ZM48 185V184H47ZM57 185V184H54ZM110 185V184H109ZM112 185V184H111ZM1 186V184H0ZM18 186V185H17ZM99 186V185H98ZM168 186V185H167ZM20 187V186H19ZM40 187V186H39ZM43 187V186H42ZM106 187V186H105ZM186 187V185H185ZM228 187V186H226ZM14 188V187H13ZM112 188V187H110ZM121 188V187H120ZM147 188V187H146ZM190 188V187H189ZM218 188V187H217ZM18 189V187H17ZM20 189V188H19ZM22 189V188H21ZM150 189V188H149ZM156 188H154L155 190ZM188 189V188H187ZM186 189V190H187ZM226 189V188H225ZM238 190V189H237ZM18 191V190H17ZM236 191V190H235ZM187 194V193H186ZM102 196V195H101ZM218 197V196H217ZM96 200V199H95ZM89 201V200H88ZM101 201V200H100ZM103 201V200H102ZM214 201V200H213ZM259 202V201H258ZM136 203V202H135ZM134 203V204H135ZM247 203V202H246ZM256 203V202H255ZM110 204V203H109ZM136 205V204H135ZM238 205V204H237ZM113 206V205H112ZM111 206V207H112ZM122 207L124 204L121 205ZM107 207V206H106ZM66 208V207H65ZM133 208V207H132ZM139 209V208H138ZM144 210V209H143ZM153 210V209H151ZM229 210V209H228ZM135 211V210H134ZM138 211V210H136ZM135 211V212H136ZM221 211V210H220ZM103 212V211H102ZM109 212V211H108ZM124 211L119 212L120 216L123 214ZM143 212V211H140ZM158 212V211H157ZM229 212V211H228ZM126 213V212H125ZM150 213V212H149ZM153 215L155 214L152 212ZM232 213V212H231ZM129 214V213H127ZM125 215V218L120 217L118 220V224L122 223L124 226V234L129 237L130 232H134L138 234L140 232V236L142 237V249L146 247L148 250H161L163 248L173 250L175 247L182 245L184 239V233L179 235L181 231L176 230H169L167 228H162L153 223L159 229H154L153 227H149L147 224L140 221L136 215L130 214V225H128V218L129 216ZM136 214V213H135ZM144 214V212H143ZM146 214V213H145ZM116 216V215H115ZM127 216V217H126ZM142 217L141 215H138ZM147 216V214H146ZM231 216V214H230ZM119 217V216H118ZM156 218V217H155ZM214 218V217H213ZM231 218V217H230ZM122 219L123 222L120 220ZM145 219V218H144ZM149 220V217L147 218ZM156 220V219H155ZM164 220V219H163ZM224 220V219H222ZM82 221V220H81ZM253 220H250V222ZM224 222V221H223ZM152 223V222H150ZM66 224V223H65ZM76 224V223H75ZM110 224V223H109ZM149 224V223H148ZM221 224V223H220ZM229 224V223H228ZM253 222L251 225L253 227ZM62 225V224H61ZM219 225V224H218ZM223 225V224H222ZM248 225V224H247ZM255 225V224H254ZM164 226V225H163ZM169 226V225H168ZM232 226V225H231ZM118 227V225H117ZM224 227V226H223ZM256 227V226H255ZM90 228V227H89ZM208 230V226H206ZM245 228V227H244ZM236 227L234 226L233 229H230L231 233L234 231ZM250 233L245 232V237H241L244 242V245L236 247L238 251H235V247L229 249V253H235L238 255L239 249H243L246 247H254L253 244L249 242L252 236L257 237V232L261 239L262 233L259 232L260 229L256 228L257 231L252 228ZM65 230V229H64ZM211 230V229H209ZM250 230V229H249ZM248 230V231H249ZM41 231V230H40ZM172 231V232H171ZM205 232H208L204 230ZM237 231V230H236ZM73 232V231H71ZM78 232V231H77ZM142 232V233H141ZM146 232L154 233L158 236L157 239H153L150 237V233L146 234ZM179 232V233H178ZM67 233V232H66ZM70 233V232H69ZM74 233V232H73ZM76 233V231H75ZM74 233V235H75ZM170 233L174 237L177 238L178 234L179 239L177 240H169L168 236ZM237 233V232H236ZM80 234V233H79ZM123 234V236H124ZM196 234V233H195ZM219 234V233H217ZM216 235L219 239V244L215 247H211L212 249L205 248L207 252L211 253V250L214 251V256L209 255L210 259H214L216 262L218 261V250L225 248L222 245H230V241L234 239L236 235L230 233H223V235ZM241 234V233H240ZM2 235V233H1ZM44 235V234H43ZM168 235V236H166ZM171 235V236H172ZM264 235V233H263ZM81 236V234H80ZM210 237L211 235H208ZM85 237V236H84ZM90 237V236H89ZM122 237V236H121ZM150 237V238H149ZM45 238V237H44ZM237 238V239H241ZM80 239V238H79ZM210 239V238H209ZM213 239V238H212ZM229 239V240H227ZM257 239V238H256ZM258 239V240H260ZM20 240V239H19ZM47 240V239H46ZM49 240V239H48ZM62 240V238H61ZM64 240V239H63ZM72 240V239H71ZM130 240V239H129ZM235 240V239H234ZM262 240V239H261ZM27 241V240H26ZM58 241V240H57ZM56 241V242H57ZM93 241V240H92ZM128 241V240H127ZM125 241L126 243H128ZM131 241V240H130ZM202 241V240H201ZM207 241V240H206ZM255 245H260L257 241L251 240ZM264 241V240H263ZM60 242V241H58ZM76 242V241H75ZM134 242V241H133ZM153 242V243H152ZM204 242V241H203ZM216 242V241H215ZM31 243V242H30ZM50 243V242H48ZM53 243V242H52ZM93 243V242H92ZM137 242H134L133 245L135 248ZM182 243V244H181ZM201 243V242H200ZM26 244V243H25ZM68 244V243H67ZM151 244V245H149ZM186 244H188L186 242ZM202 244V243H201ZM83 245V244H82ZM190 245V244H189ZM211 245V244H210ZM209 245V247H210ZM264 245V243H263ZM60 248L61 246L58 245ZM72 246V245H71ZM67 248L73 254H76L74 251L73 246ZM79 246V245H78ZM201 246V245H200ZM205 246V245H204ZM214 246V244H213ZM192 247V246H191ZM262 247V246H261ZM59 248V249H60ZM65 250V248H62ZM254 249V248H253ZM205 250V251H206ZM77 251V250H76ZM80 251V250H79ZM168 251V250H167ZM180 251V250H179ZM204 251V252H205ZM78 252V251H77ZM92 252V251H91ZM169 252V251H168ZM177 252V251H176ZM203 252V253H204ZM122 253V252H121ZM167 253V252H166ZM227 253V254H229ZM120 254V253H119ZM128 254V252H127ZM171 254V253H170ZM176 254V253H175ZM122 255V254H121ZM158 255V254H157ZM169 255V254H168ZM159 257V256H158ZM239 257V256H238ZM237 257V258H238ZM77 258V257H76ZM79 258V257H78ZM170 259V258H169ZM78 260V259H77ZM80 260V259H79ZM213 260V261H214ZM196 262V261H195ZM215 262V263H216ZM80 263V262H79ZM190 263V262H189ZM186 264V263H185ZM192 264V263H191ZM225 264V263H221Z\"/></svg>","mask_w":264,"mask_h":264},{"label":"snow or ice","instance_id":"snow-or-ice-1","mask_svg":"<svg viewBox=\"0 0 264 264\" xmlns=\"http://www.w3.org/2000/svg\"><path fill=\"white\" fill-rule=\"evenodd\" d=\"M243 14V10L235 11L232 13V18L227 21V24L229 25L226 27V31L232 32L234 31L235 26L239 23L240 18ZM3 29L0 27V32H2ZM167 35V33H165ZM98 39V38H94ZM205 43L209 44L217 53L221 51V49L213 43L211 39L206 40ZM128 46L125 49L123 59L118 64V68L121 70V72L127 76L128 79H131L133 76V73L128 71L127 65L129 61V55L128 53L131 50L132 42H127ZM41 47L38 38L37 43L31 48L30 51L27 52L26 55L19 56L17 58H14L10 65L5 67L3 69L4 71V77L3 79H0V88H2L5 93L7 92L6 84H10L14 79V74L21 72V70L24 68L25 65H32L34 63V57L37 53V49ZM47 47V46H46ZM97 48L102 47V45L97 44ZM149 53L151 54L152 58L156 61L157 64L160 63V53L155 52L154 50L148 49ZM13 56L16 57L15 51H13ZM163 60L165 62V65H167L169 57L167 53L163 54ZM102 64H106V67H103L102 72L103 74L99 76L100 81H104L106 79L111 80L112 77L116 74V65H112L110 61H101ZM173 64H175V61H172ZM176 69H168L169 75L167 77H161L159 79H153L151 83L155 84L162 90H168L171 89L174 86V81L172 80V77L170 73L172 71H175ZM60 71H63L61 68ZM148 71L155 72V69H148ZM34 75L35 70L33 69ZM214 83V81H209V84L211 85ZM107 87L104 83H98L94 86L92 91L94 92H100L103 88ZM39 91V84L37 80L33 81L32 85V93L35 96V94ZM260 91L264 92V86H260ZM205 95H208L207 92L204 93ZM166 95V93H165ZM215 99H220L219 97H215V94H212ZM231 95V93H229ZM136 100H139V95H135L133 97ZM191 102V96L189 95L188 99L185 101V107L188 106V104ZM228 104L231 105V108L234 110L240 111V114L242 116H252L257 117L259 113H264V104H260L259 102L253 104L252 102L248 103V106L246 109H240L238 105L234 104L232 100L228 101ZM19 106H17L18 109ZM133 113L139 116V113L136 109H131ZM137 125L139 128L151 135V129L144 123H142L139 119H137ZM12 128H16L17 125L12 124L10 125ZM80 143H84V140L81 138ZM107 142L99 138L98 142L96 140L93 141L92 146L94 148H99L101 145H106ZM35 147L40 148V145L37 144ZM243 147V146H241ZM114 152L117 151L116 149H112ZM261 146L256 145L253 147V152L261 151ZM218 151H223V149H218ZM121 155H123L121 153ZM94 159L97 157H93ZM125 159H129L128 157H125ZM131 159L136 160L137 167H140L141 164H147L146 160H143L141 157H132ZM161 164L164 163V161H160ZM179 166L177 165V162L175 158H172L171 160V167L169 174L164 177V180L171 182L170 186L165 187L163 184L161 185V191L162 192H173L177 187L183 184H187L191 180V176L186 174H180L179 178H176V173L178 171ZM195 175V173H193ZM212 183H215V177L212 178ZM192 189L195 190L192 198H190L187 202H176L174 199V202L172 204V210L174 212H177L178 215L182 214L183 217V223H181V220L178 218L176 222L171 224V227L174 229H179L181 232L185 233L187 235L188 243L195 247V237L194 233L196 229L203 224L205 218H206V210L210 204H212L214 199V193H213V187H202L199 184L193 183L191 185ZM261 189V197H260V204L262 208H264V185L260 186ZM80 191V189L73 188L69 190V194L71 192H77ZM27 199V197H25ZM163 203V201H161ZM177 203H179V207L177 208ZM76 204L79 205L80 201L76 200ZM15 201H12V205H4L3 207L7 210L10 207H14ZM167 208V205L165 206ZM171 215V213H168ZM45 215H51L55 217L57 220L61 219V216L58 212H52V213H45ZM80 215L84 219L85 224H90L91 228L93 229V236L95 238L96 247L100 249V255L98 257V264H105V258L110 256V254L113 251V244L116 240V237L112 234L108 233L106 229L100 227L94 220L91 219L89 213L87 210L81 208L80 209ZM7 216L10 219L11 223L8 225V230L12 231L14 228L18 229L20 233L31 241V250H27L24 247L20 248V251L24 253V255L28 258L24 261V264H30L31 257L33 256V253L38 252L40 249L44 247V245L41 243V241L33 235L30 231L24 228V226L20 223L19 219L16 216V211H7ZM163 222V221H162ZM237 223L239 221L237 220ZM259 224L260 229L262 233H264V211L260 212V218H259ZM55 226V225H54ZM167 226V224L165 225ZM69 227H73L71 224H69ZM261 239L264 240V235L261 236ZM123 247V245H122ZM89 248H92V244H89ZM179 251V249H178ZM127 252L129 254V260L127 261V264H133V257L136 260L142 261V264H149V261L147 259V255L144 252L141 251H134L132 248H128ZM2 255V254H0ZM93 255L95 253L93 252ZM64 259L66 260L67 264H76L75 260L71 257L65 256ZM197 264H205V262L202 261V258L199 256L195 257ZM3 264H10L9 261L5 260L3 261ZM206 264H214L211 260L207 261Z\"/></svg>","mask_w":264,"mask_h":264}]
</instances>
